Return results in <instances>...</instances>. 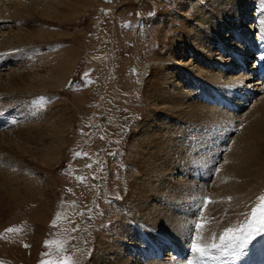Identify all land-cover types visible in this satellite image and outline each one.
I'll list each match as a JSON object with an SVG mask.
<instances>
[{
	"label": "rangeland",
	"instance_id": "1",
	"mask_svg": "<svg viewBox=\"0 0 264 264\" xmlns=\"http://www.w3.org/2000/svg\"><path fill=\"white\" fill-rule=\"evenodd\" d=\"M207 5L208 0H0V133L9 137L0 141V264H157L156 251L167 261L169 249L162 248L169 244L185 248L190 264H264V232L236 250L211 249L213 258L200 260L191 251V242L199 241L195 225H204L200 233L209 230V207L215 211L208 244L220 245L225 229L245 227L254 209L264 216V170L247 194L211 196L216 175L241 138L244 112L222 125L202 121L204 112L189 121H153L165 84L158 80L168 73L158 62L178 57L173 49L181 30ZM254 21L253 16L248 23ZM193 91L194 100L206 104ZM175 99H165V113L174 110ZM164 127L175 136L164 141L170 159H162L163 170L180 160L181 166L172 177L150 183L177 190L146 197L140 181L148 178L138 170L147 155L143 137L151 134L158 143ZM43 140L49 142L46 150L38 147ZM152 205L154 218L141 211Z\"/></svg>",
	"mask_w": 264,
	"mask_h": 264
},
{
	"label": "bare ground",
	"instance_id": "2",
	"mask_svg": "<svg viewBox=\"0 0 264 264\" xmlns=\"http://www.w3.org/2000/svg\"><path fill=\"white\" fill-rule=\"evenodd\" d=\"M21 6L19 5V8H21ZM207 6L208 7L206 8L200 6V9L198 8L196 10L193 19H190L184 30H181V39L177 46L178 49L181 50L173 49V55H178V57L174 56L169 59L165 58V60L163 59L161 62H158V64H161L168 73L163 72L158 80L159 84H163L164 82L165 84L160 92V97L155 104L158 107L156 111L160 114L157 118H153V121H165L169 123L176 118L179 121H189L192 117H196V113L200 115L199 112H204L209 116H199L202 121L208 120V122H216L222 125L229 122L230 117H234L235 114L230 112L231 110L237 109L244 112L242 117H245L246 120L238 126L241 138L239 137V141L237 140L238 143H235L237 144L235 145L237 147L233 151L232 149L230 150L231 152H229V156L227 155L228 157L225 159L226 166L220 171V175H216L217 177L215 178L218 189L215 188L212 191L211 196L214 197L213 199L219 200L228 194H231L230 196L232 197L235 196V198L242 194H247L251 186L255 185L261 178V175L259 174L264 170V83L259 77V70L264 68V0H208ZM24 9L25 8H22L20 10L24 11ZM254 9H256V11H254L255 15L254 12L250 15V12ZM2 15L3 11L0 10V16ZM253 16L256 19V21H254L255 25L254 23H248ZM2 47L3 43L0 40V52H2ZM4 48H6V46ZM1 55L2 54H0V56ZM181 57H183V59H181ZM193 89L202 95L206 104L201 105L199 100H194L197 95L194 93ZM252 96H254L253 99ZM165 99H175L171 103L174 108L173 111L167 113L164 112V109L170 108L168 106L165 107ZM163 114L167 116L164 117L162 116ZM175 124H172V126H175ZM198 124H196V127ZM163 130L164 131H161L160 134H157L159 137L156 136L157 139H160V142L155 144L151 141L153 138V136L151 137V134H148L149 136L147 137L143 135L145 136L143 137V145L147 155L146 158L144 157L145 163L142 166H139L138 170L143 177L146 176L148 178V181L145 178L140 181L144 187L142 188V191L145 192L146 197L149 193H153L155 196L157 194L162 195L166 190H171L174 193L177 190L176 188L173 190L171 189V186H165V184V187L159 186L158 188L151 184L157 180L163 179L167 175L172 177V174L179 173V167L181 166L180 160L174 165L173 169L163 170L164 163L162 162V159H170L169 157H166L170 155V150L165 151L164 141L167 140V137L175 136L174 131H172L171 128L164 127ZM143 131L147 134L146 131H148V129H144ZM202 132L205 133L206 131ZM212 133L213 132L207 134L210 135ZM5 135L6 134L0 133L1 142L4 139L6 142L8 141L9 137ZM20 135L21 133L19 136ZM217 135L221 136L219 133ZM22 136H20L21 141L27 142L28 139L25 136ZM38 142V147L45 150L49 145V142H44V140ZM192 142L195 143L194 141ZM194 151L195 150H193V152L190 151V153L192 152L194 155ZM28 154L29 152L25 149L21 151V155L24 158H29ZM189 156H192V154ZM192 159L194 161V157ZM207 161L208 160H206V162ZM189 162L191 161L188 160L187 163L189 164ZM192 163L193 162L190 164L192 165ZM209 164L211 163L209 162ZM183 165H185V163ZM260 167H262L261 170ZM11 173L13 174L16 172L11 170L10 174ZM156 177L159 179L153 181ZM2 182L3 177L0 176V186ZM142 200L144 199L139 198V202ZM140 203L142 204L143 202ZM177 207H179L178 204ZM145 208L146 207L143 206L141 211L145 210L144 213L147 216L154 214L152 217L154 218L156 206L152 205L148 207L147 211ZM209 208L210 209H207L204 213V218L208 223V226L206 227L210 230L211 227L209 228V224L212 222L211 217L214 216L215 209L213 207ZM174 221L175 220H173V222ZM175 222H177V218ZM177 223L176 226L179 225V223L178 225ZM184 227L185 225L183 228ZM177 228H179V226ZM204 229V233L200 234L199 241H197V245L201 247L209 243V230L206 228ZM175 239L176 238H174V240ZM169 246L170 247L165 246L162 248V250L165 248L169 249L167 254H164V256L167 257V261L163 259L164 257H162L161 254L163 260H156L157 264L191 263V254L186 252L182 261H180V259L178 260L176 257L171 256V248L173 247H171V245ZM176 249L183 254L182 250L185 248L183 249V247H181V249ZM113 251L114 250H112V253ZM129 261L131 260L126 259L123 262H112V264H130ZM146 264L152 263L146 262Z\"/></svg>",
	"mask_w": 264,
	"mask_h": 264
},
{
	"label": "snow or ice",
	"instance_id": "3",
	"mask_svg": "<svg viewBox=\"0 0 264 264\" xmlns=\"http://www.w3.org/2000/svg\"><path fill=\"white\" fill-rule=\"evenodd\" d=\"M205 205L211 203L210 200H205ZM256 209L252 212V219L251 221L243 228L234 230L232 228L225 229L223 235L219 237L220 245L215 243L212 244H205L202 247L197 245V241L193 240L191 242V249L194 254H197V258L202 260L206 258H213L211 257V249H215L218 247H231L232 249L236 250L239 248L244 247L245 244L249 240H251L255 235L258 233L264 232V216L257 215ZM204 227L203 224L197 223L195 225L196 228V236H200V230ZM8 232H13L15 229L9 228L7 229ZM27 247V245H25ZM63 249H58V251H62Z\"/></svg>",
	"mask_w": 264,
	"mask_h": 264
},
{
	"label": "water",
	"instance_id": "4",
	"mask_svg": "<svg viewBox=\"0 0 264 264\" xmlns=\"http://www.w3.org/2000/svg\"><path fill=\"white\" fill-rule=\"evenodd\" d=\"M72 207H74V205L72 204Z\"/></svg>",
	"mask_w": 264,
	"mask_h": 264
}]
</instances>
